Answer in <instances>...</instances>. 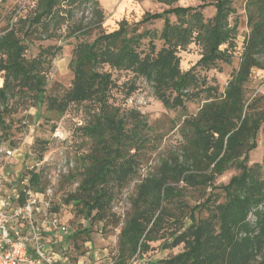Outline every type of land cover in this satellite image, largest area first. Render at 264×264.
I'll return each mask as SVG.
<instances>
[{
  "label": "trees",
  "instance_id": "1",
  "mask_svg": "<svg viewBox=\"0 0 264 264\" xmlns=\"http://www.w3.org/2000/svg\"><path fill=\"white\" fill-rule=\"evenodd\" d=\"M157 2L168 8L146 13L136 23L121 21L116 30L100 31L92 38L93 25L98 29L105 19L99 0H36L33 15L18 20L20 29L11 27L0 36V141L10 131L6 117L14 105L37 110L44 106L58 117L71 105L93 107L90 120L79 128L87 143L80 157L79 183L64 201L79 209L89 224L66 237L75 247L82 237L88 239L92 224L112 216L116 195L138 177L149 127L139 112H125L115 104L114 91L123 92L127 103L137 82L144 80L164 109L182 111L181 160L174 156L162 161L153 175L136 185L112 264H130L160 240H165V249H183L146 264H264V162L248 165L264 125V97L248 102L245 95L251 72L264 70V0H245L249 31L238 67L222 90L206 73L220 71L219 64L230 65L236 49L239 27L238 18H232L236 13L232 0H211L196 7H172L175 0ZM81 6L91 12L86 26L71 20L73 10ZM209 6L214 15L205 19L202 12ZM155 22L161 27L149 28ZM63 28L64 42L72 45L67 65L71 80L66 88L49 91L47 76L63 46H39L35 56L27 57L28 43L42 36L51 39ZM191 44L201 55L182 71L179 53ZM114 74L128 79L118 85ZM195 100L202 105L188 115L186 104ZM35 144L34 156L41 161L46 142ZM229 170L238 174L225 185H215ZM27 175L17 205L24 203L26 191L42 192L39 174ZM185 189L210 192L188 208ZM214 190H220L222 202ZM201 212L206 216L197 218Z\"/></svg>",
  "mask_w": 264,
  "mask_h": 264
},
{
  "label": "rangeland",
  "instance_id": "2",
  "mask_svg": "<svg viewBox=\"0 0 264 264\" xmlns=\"http://www.w3.org/2000/svg\"><path fill=\"white\" fill-rule=\"evenodd\" d=\"M36 0H0V36L11 27L19 30L18 20L29 18L34 13ZM211 0H175L172 7H196L200 4L210 3ZM104 12V22L100 28H95L92 38L97 32H112L117 29L119 22L126 21L129 24L141 20L144 14L160 13L168 7L157 0H99ZM235 15L238 18L239 36L236 41V49L233 52L230 65L219 64L220 71L211 70L206 73L211 83L213 80L222 90L232 71L236 70L240 61L241 44L243 37L248 33L247 18L244 12L245 0H232ZM90 10L83 6L76 8L72 13V22L86 26L90 24ZM205 19L214 15V9L209 6L203 10ZM174 21V18L171 17ZM17 25V26H15ZM161 22H155L149 28L159 29ZM20 33H18L19 35ZM66 30L58 31L51 39H34L28 43L27 57H33L38 52L39 46L62 45L60 58H57L47 76V90L53 91L66 88L71 80L67 65L71 58L72 45L64 42ZM69 42V41H68ZM200 49L191 44L184 51H180V67L187 71L200 58ZM118 78V85L125 82L128 77ZM1 84V79H0ZM137 90L127 103H123L124 94L114 91L115 104H120L125 112L136 110L144 117L148 124L146 137L147 149L140 155V168L138 177L130 181L126 188L111 203L112 216L105 223H95L90 226L91 232L88 239L82 237L74 247L66 237L76 230L89 227L72 203L66 204L69 194L74 193L78 186V174L80 172V157L87 151V143L84 142L79 128L84 126L91 118L93 107L88 103L71 105L62 117L47 112L45 107L37 110L34 107L14 105L12 111L6 117V123L10 131L0 141V199L10 205H17L18 192L26 186L28 173L34 171L40 176V187L44 194V203L48 207L40 205L46 211V217L41 214L34 215L35 225L41 227L43 236L49 243H44L47 254L55 260L56 264H112L118 248V236L125 218L131 210V198L135 195V187L143 178L153 175L161 162L178 156L181 160L182 139L179 133V125L182 111H170L154 98L151 86L144 80L136 84ZM245 95L248 102L253 98L264 97V70H253L250 79L245 86ZM13 103H11L12 105ZM201 102L195 100L186 104L187 114L194 115ZM181 119V120H180ZM38 141L46 142V149L42 160L37 161L33 153V144ZM257 147L249 153L248 165L264 162V125L256 138ZM35 144L34 148L38 150ZM235 170L225 172L215 180V185H225L229 179L237 175ZM210 189L203 190L185 189L183 201L188 208L203 202L207 198ZM213 193L219 195V201H223L220 190ZM204 218L206 214L201 212L195 215ZM50 219H56L60 227L65 228L66 233L53 230L48 225ZM250 221L253 220L251 216ZM190 224L189 220L185 225ZM164 241L160 240L149 244V250L141 258L133 257L130 264H146L167 259L181 252L183 247L165 249Z\"/></svg>",
  "mask_w": 264,
  "mask_h": 264
},
{
  "label": "built area",
  "instance_id": "3",
  "mask_svg": "<svg viewBox=\"0 0 264 264\" xmlns=\"http://www.w3.org/2000/svg\"><path fill=\"white\" fill-rule=\"evenodd\" d=\"M43 198V192L28 190L22 205H10L0 199V264H56L44 248L49 241L33 221L34 215L46 217V211L40 207L41 204L48 207ZM48 225L66 233L56 219H50Z\"/></svg>",
  "mask_w": 264,
  "mask_h": 264
}]
</instances>
